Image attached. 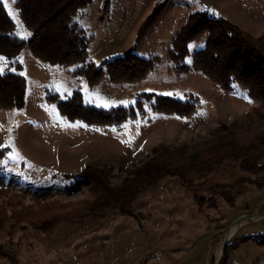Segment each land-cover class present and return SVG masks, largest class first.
I'll list each match as a JSON object with an SVG mask.
<instances>
[{"label": "rangeland", "instance_id": "374dc122", "mask_svg": "<svg viewBox=\"0 0 264 264\" xmlns=\"http://www.w3.org/2000/svg\"><path fill=\"white\" fill-rule=\"evenodd\" d=\"M15 35L32 38L16 8L2 0ZM167 2L161 18L141 28L157 6ZM207 13L255 38H264V0H94L74 23L91 39L89 58L100 65L133 51L159 57L156 70L143 81L112 84L104 77L91 86L74 77L76 67L61 68L37 60L29 49L17 59L0 57V74L26 79L22 110L0 109V264H216L227 229L240 217L264 213V188L249 186L229 206L199 207L193 194L174 178L141 190L122 215L101 207V183L114 190L146 162L157 147H192L212 137L221 124L238 126L264 120V106L235 85L226 93L201 72L177 74L169 50L189 18ZM209 35L189 45L185 64L206 47ZM80 91L99 109L134 106L142 93L186 101L198 99L189 117L158 114L131 119L121 127L88 126L62 118L48 96L62 99ZM235 167L215 175L225 179ZM78 179L83 182L75 187ZM102 194V193H101ZM102 198V197H101ZM264 220L243 223L226 247L222 264H264Z\"/></svg>", "mask_w": 264, "mask_h": 264}, {"label": "trees", "instance_id": "16d2710c", "mask_svg": "<svg viewBox=\"0 0 264 264\" xmlns=\"http://www.w3.org/2000/svg\"><path fill=\"white\" fill-rule=\"evenodd\" d=\"M94 0H16V8L25 27L32 33L29 41L15 35L16 26L0 0V57L22 66L17 59L29 49L39 61L61 68L76 67L74 77H83L94 86L104 77L112 84L143 81L156 70L159 57L142 58L133 51L111 61L94 64L89 58L91 39L74 23V18ZM164 2L141 28L146 32L161 18ZM209 35L206 47L195 53L193 64H185L189 45L203 34ZM169 60L177 74L201 72L226 93L238 85L249 97L264 106V38H255L239 27L207 13L196 14L179 31L169 50ZM62 118L88 126L121 127L131 119L146 116L150 109L158 114L189 117L197 111L198 99L186 101L154 93H142L131 107L99 109L87 104L80 91L62 99L48 96ZM26 102V79L20 74H0V109L22 110ZM239 122L221 124L211 138L192 147H157L152 156L121 186L111 190L101 183L97 196L101 207L115 206L122 215L130 213L131 204L142 189L155 186L166 178L177 179L191 192L199 207L205 206L203 194H209L208 207L215 208L217 199L234 206L237 197L249 186L264 188V120L238 126ZM235 167L227 179L215 175ZM83 179L74 184L78 187ZM102 193V194H101ZM102 197V198H101ZM258 243L264 246V234Z\"/></svg>", "mask_w": 264, "mask_h": 264}, {"label": "water", "instance_id": "95a60500", "mask_svg": "<svg viewBox=\"0 0 264 264\" xmlns=\"http://www.w3.org/2000/svg\"><path fill=\"white\" fill-rule=\"evenodd\" d=\"M259 221V220H264V213L256 214V215H245L237 219L226 231V236H225V241L222 249V254L220 255L219 259L217 260L216 264H222L223 258H224V253L226 250L227 245L229 244L231 238H230V232L232 230L233 226L239 225L241 223H244L246 221Z\"/></svg>", "mask_w": 264, "mask_h": 264}, {"label": "bare ground", "instance_id": "6f19581e", "mask_svg": "<svg viewBox=\"0 0 264 264\" xmlns=\"http://www.w3.org/2000/svg\"><path fill=\"white\" fill-rule=\"evenodd\" d=\"M242 225H243V223L232 227V230L230 232V238H232L240 230V228L242 227ZM225 236H224V238H225Z\"/></svg>", "mask_w": 264, "mask_h": 264}, {"label": "snow or ice", "instance_id": "6c2138e0", "mask_svg": "<svg viewBox=\"0 0 264 264\" xmlns=\"http://www.w3.org/2000/svg\"><path fill=\"white\" fill-rule=\"evenodd\" d=\"M13 2H15V0H13Z\"/></svg>", "mask_w": 264, "mask_h": 264}]
</instances>
